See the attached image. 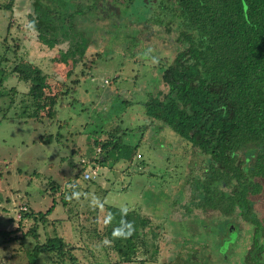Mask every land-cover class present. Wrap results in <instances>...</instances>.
Returning a JSON list of instances; mask_svg holds the SVG:
<instances>
[{
	"label": "rangeland",
	"instance_id": "1",
	"mask_svg": "<svg viewBox=\"0 0 264 264\" xmlns=\"http://www.w3.org/2000/svg\"><path fill=\"white\" fill-rule=\"evenodd\" d=\"M10 1L0 0V70L8 75L0 86V264H58L54 253L32 254L55 235L76 246L77 263L67 255L62 264H186L192 253L187 264L207 258L208 264H243L253 227L237 217L239 229L223 238L224 217L191 202V177L203 174L205 157L145 114L151 95L169 91L161 75L178 48L176 33L154 20L161 9L154 11L148 0H100L96 11L91 0H70L66 8L56 1L64 16L79 6L82 11L73 20L76 28L72 22L65 28L70 39L51 48L32 24L40 0H14L8 8ZM149 11L150 19L141 22ZM78 49H85V61L75 63L72 50ZM16 64L47 74L46 95L59 97L52 118L46 112L30 118L29 84L9 75ZM72 87L76 93L60 95ZM47 135L50 142L41 140ZM112 137L139 146L109 156L99 164V177L86 180L82 159L105 157L97 147ZM252 199L264 224V189ZM25 207L31 217L21 213ZM111 207L136 209L160 226L156 261L140 253L145 248L130 262L119 261L106 234L114 223ZM43 213L46 222H36ZM34 226L38 236L30 232Z\"/></svg>",
	"mask_w": 264,
	"mask_h": 264
},
{
	"label": "trees",
	"instance_id": "2",
	"mask_svg": "<svg viewBox=\"0 0 264 264\" xmlns=\"http://www.w3.org/2000/svg\"><path fill=\"white\" fill-rule=\"evenodd\" d=\"M56 1L65 8L71 4L70 0H49L48 3L40 0L35 2L37 16L32 17L39 40L51 48L70 39L65 28L70 22L76 28L73 20L82 11L79 6L64 16L62 6H53ZM13 2L6 6L12 8ZM75 2L81 4V0ZM99 2L91 0L90 10L100 9ZM146 4L153 5L154 11L161 9L162 14H154V20L165 25L169 33H176L178 48L161 75L169 91L151 95L144 103L145 114L152 124L161 122L171 127L205 157L207 165L203 174L191 177L192 205L224 217L220 221L223 238L239 229L235 219L241 217L254 229L243 264H264V241H261L264 224L252 199L264 189V0H172L170 3L148 0ZM150 12L140 21L150 19L147 17ZM71 49L62 51L63 60H68ZM72 51L75 63L85 61V49ZM0 71V86H4L8 75L3 69ZM9 75H17L29 84L27 94L33 107L28 114L30 118H42L45 112L50 118L54 116L59 97L46 95L49 82L41 67L27 70L16 64ZM76 91V87L67 88L60 95ZM46 137L40 138L50 142L51 136ZM138 146L124 144L121 138H108L101 143L105 157L91 160L103 165L109 156L116 157L117 152L136 150ZM53 209L54 206L50 211ZM110 209L114 223L106 234L119 261L130 262L142 248L145 249L141 254L156 261L160 226H155L151 218L136 209ZM29 211L27 207L21 213L31 217ZM34 218L36 222H46L47 214ZM30 232L39 235L35 226ZM75 250L76 246L55 235L37 244L32 254L34 259L41 253H54L51 260L58 264L71 255V261L77 263L72 255ZM192 254L186 258V264L193 262ZM206 261L208 264L209 258Z\"/></svg>",
	"mask_w": 264,
	"mask_h": 264
},
{
	"label": "built area",
	"instance_id": "3",
	"mask_svg": "<svg viewBox=\"0 0 264 264\" xmlns=\"http://www.w3.org/2000/svg\"><path fill=\"white\" fill-rule=\"evenodd\" d=\"M97 151L102 153V147L101 145L97 147ZM82 164L85 167L84 170V178L86 180H95L97 177H99V163L93 161H87L84 158L82 159ZM27 210V207L23 208V211Z\"/></svg>",
	"mask_w": 264,
	"mask_h": 264
}]
</instances>
